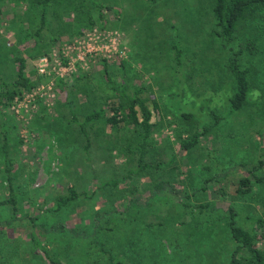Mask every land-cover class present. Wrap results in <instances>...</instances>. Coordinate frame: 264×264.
<instances>
[{
	"label": "rangeland",
	"instance_id": "rangeland-1",
	"mask_svg": "<svg viewBox=\"0 0 264 264\" xmlns=\"http://www.w3.org/2000/svg\"><path fill=\"white\" fill-rule=\"evenodd\" d=\"M95 1L111 10L105 9L101 18L95 5L86 1L88 17L95 19V25L82 35L62 37L46 53L48 44L40 39L48 41L49 34L32 36L37 26L33 0H0V80L15 78L18 55L26 59V74L40 80L39 87L54 84V98L49 102L36 97L19 112L11 103L0 113V125L5 122L13 127L7 133L8 158L14 163L13 181L21 206L17 217L22 219L6 228L7 237L13 240L28 232L26 217H45L42 221L47 219L48 225L55 223L57 216L49 212L55 197L74 189L94 196L75 199L58 215L70 228L91 227L95 215L103 211L120 212L121 221L137 218L155 225L148 241L145 233L149 230L143 236L150 255L144 264H229L236 244L229 234L228 208H234L237 224L256 232L258 245L264 247V227L260 226L264 223V166L254 171L264 164V23L248 32V25L241 28L248 33L243 41H255L258 52L241 58L242 67L249 70L251 91L243 110L229 116L235 82L228 68L229 53L212 35L214 0H143L142 31L131 18V0ZM59 8L69 11H64L65 18L78 20L77 7L63 3ZM175 47L182 52L180 65ZM43 57L49 59V67L42 76L38 70ZM104 64L114 86L105 76ZM61 73L68 75L63 78L68 85H59ZM75 77L80 79L72 82ZM134 86L143 89L141 97L152 113L145 162L155 165L177 156L172 166L155 170L151 176L132 171L143 141L134 125L89 124L92 146L87 154L85 136L69 122L72 112L82 119L104 109L112 116L113 109L125 102L118 112L122 118L123 112L129 114L130 103L121 95L123 88L132 95ZM202 131L193 149L181 150V139ZM252 174L263 180L256 181ZM244 177L254 183L248 193L240 190ZM211 178L216 183L204 184ZM111 179L122 183L102 188V182ZM164 180L171 182L170 192L153 197L155 184ZM3 194L8 193L1 188ZM137 198L139 202H133ZM200 206L211 209L201 214ZM11 215L9 208L0 207V223ZM119 223L116 237L130 238L134 226ZM60 235H51L49 240L55 251L68 255L69 236ZM22 238L29 240L25 234ZM2 255L0 248V259ZM14 256L17 261L19 257ZM39 257L33 253L32 259Z\"/></svg>",
	"mask_w": 264,
	"mask_h": 264
},
{
	"label": "trees",
	"instance_id": "trees-1",
	"mask_svg": "<svg viewBox=\"0 0 264 264\" xmlns=\"http://www.w3.org/2000/svg\"><path fill=\"white\" fill-rule=\"evenodd\" d=\"M77 1L81 2V6H77ZM86 1L95 5L101 18L104 15L103 11L105 9L111 10L106 4L100 5L95 0H33L34 9L37 10L35 12L37 15V26L32 36L40 38L44 34V31L49 34L50 38L48 41L40 39L41 42L48 44L45 51L46 53L48 49L62 37L82 35L86 28H91L95 25V19L90 16L88 17ZM153 1L155 2L156 0ZM63 3H68V7L75 10L78 8V11H80L78 20L74 22L71 17L65 18L64 11H66V9L59 8ZM131 5V13L133 12L131 18L133 22L137 23L138 29L142 31L143 0H131ZM141 7L142 9L136 14V10ZM212 9V35L218 38L221 48L229 53L228 68L235 82L234 95L230 98L228 111V115L231 116L243 110L248 102L251 91L249 70L242 67L241 58L247 52H258L255 41L248 38L243 41V37L248 33L246 34L244 29L241 28L248 25L245 28V31L248 32L251 29H255L257 24L262 25L264 23V0H214ZM66 12L69 11L67 10ZM68 14H71V10ZM175 48L177 49L176 61L178 65H180L182 52L178 47ZM15 60L18 64V71L15 78L12 81L0 80V113H4L16 97L21 96L25 92H31L40 83V80H34L26 74L25 58L18 57L17 55ZM104 67L108 82L114 86L115 82L107 65L104 64ZM79 79V77H75L72 82ZM58 83L59 85H68V81L65 79H60ZM142 92V88L134 86L132 95H128V88H123V93L121 95L126 97L130 103L129 109L127 110L129 114L123 112L122 118L118 117V112L125 108V102H122L119 107L113 109L115 114L112 116H109L104 109L95 110L82 119L72 112V118L69 122L76 124L80 128L81 133L85 136V152H87V154L92 146V139L87 129L89 124L98 122L99 124H103L104 127L111 128H116L122 123L134 125L140 130V137L143 141L140 142L138 150L139 157L136 159V166L132 171L137 173L141 171L147 172L148 175L151 176L154 174L155 170H162L172 166V164L176 162L177 156L172 155L167 162H159L155 165L145 162V157L149 153L148 139L152 127L150 122L152 113L146 105L145 100L141 97ZM137 107H139L142 113V120L138 117ZM186 117H188V115ZM218 120L219 118H216V123H218ZM11 129H13V127L7 125L5 122L0 125V156L4 161V169L0 170V189L2 188V190H6L8 193L7 195L3 194L0 196V207L9 208L12 212L11 218L7 219V222L0 223V248L3 251L0 264H144L145 261L150 259L148 257L150 255L147 254L149 249L145 247L148 243L145 242L143 244V236L144 233L149 230V232L146 233L148 241L149 234L154 232L151 231L155 227L154 224L146 223L137 218L121 221L124 218L120 212L103 211L95 215L91 221V227H87L88 225H86L85 227L70 228L64 222V219L58 215L75 199L83 197L91 198L94 196L93 192L78 193L74 189H69L68 194H60L55 197V206L49 209V212L53 213L52 215L54 217L57 216L55 223L48 225L46 222L47 219H45L46 223L42 221L45 217H26L25 220L28 221L29 227L28 232L26 230V233H21V236L15 237L13 240L7 237L6 228L14 225V222L22 220L17 217L18 212L21 210V206H19V194L17 193V188L13 181L14 163L8 158L10 139L7 133ZM204 131L191 135L189 139H181V150L193 149L198 144ZM123 145L125 146L124 148L131 151L130 146ZM263 166L264 164L260 163V165L254 167V171L257 172ZM132 171L128 174L129 178L133 174ZM253 176L256 181L260 182L263 180L258 178L257 175ZM94 177V179H96L97 175L94 174ZM213 178L209 181L205 180L204 184H209L211 182L216 183ZM121 183V180L111 179L104 180L101 185L102 188H116L119 187ZM241 184L246 187V189L242 186L240 187V190L244 193H248L250 189L252 190L254 185L249 177L241 179ZM170 187L171 182L165 180L158 181L154 186L153 197L158 194L167 195V193L170 192ZM202 190H205V188L202 187ZM133 202L138 203L139 199L137 198ZM199 209L200 213L203 214V212H206V209L211 208L200 206ZM228 213L230 217L229 234L236 244L229 264H264V247L258 245L259 239L257 233L252 230L244 229L237 224V214L234 208H228ZM251 220H254V218H251ZM258 221H261V219ZM119 222L134 226L135 229L131 232L130 238H124L123 236L120 238L116 237L118 235L116 234L117 226L120 228L121 225ZM260 226L264 227V223ZM143 227L145 231H143ZM137 231L138 234H136L137 236L135 235L136 239H134L135 236L131 235L135 234ZM23 234L28 236L29 240L24 241V237L22 238ZM60 234H68L69 236L68 239L65 237L67 239L66 242H69V247H71V251L68 252V255L55 251L54 242H52L51 239L49 240V236H62ZM33 253L35 255H40L39 259H35L36 261L32 259ZM14 255H17L20 261L19 259L14 261V258L17 259Z\"/></svg>",
	"mask_w": 264,
	"mask_h": 264
},
{
	"label": "built area",
	"instance_id": "built-area-1",
	"mask_svg": "<svg viewBox=\"0 0 264 264\" xmlns=\"http://www.w3.org/2000/svg\"><path fill=\"white\" fill-rule=\"evenodd\" d=\"M81 44V43H80ZM95 49H91V51H94ZM109 49H106V52H109ZM49 67V59L47 57H43L39 61V72L43 76L45 73H47V68ZM61 70H69V69H60ZM48 74V73H47ZM65 73L59 74V78L63 79L65 78ZM35 90V91H34ZM31 92H25L21 96H18L13 101V109H15L17 112H19V109L22 108H28L30 105H32L36 97H39L41 99H44L46 102H49L52 98H54V95L52 94V91L54 90V84L53 82L50 83L47 87L45 86H38Z\"/></svg>",
	"mask_w": 264,
	"mask_h": 264
},
{
	"label": "crops",
	"instance_id": "crops-1",
	"mask_svg": "<svg viewBox=\"0 0 264 264\" xmlns=\"http://www.w3.org/2000/svg\"><path fill=\"white\" fill-rule=\"evenodd\" d=\"M146 234V233H145Z\"/></svg>",
	"mask_w": 264,
	"mask_h": 264
}]
</instances>
